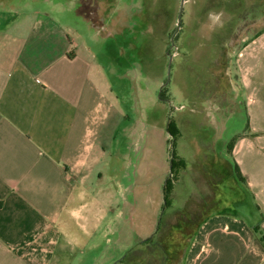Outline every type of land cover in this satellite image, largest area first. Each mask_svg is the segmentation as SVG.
Segmentation results:
<instances>
[{"label":"crops","instance_id":"crops-1","mask_svg":"<svg viewBox=\"0 0 264 264\" xmlns=\"http://www.w3.org/2000/svg\"><path fill=\"white\" fill-rule=\"evenodd\" d=\"M115 3L101 0L109 14L101 27L89 24L97 34L117 21ZM5 6L0 0V264H85L87 251L101 252L102 244L83 245V238L118 229L117 132L107 126L113 88L97 55L81 51L69 28L40 11L8 19ZM236 66L237 108L247 126L226 136L224 110L212 145L216 157L236 162L258 220L232 210L246 199L232 204L224 175L207 174L209 206L194 213L191 231H180L191 238L175 264H264L256 230L264 233V33L241 48ZM229 166L221 170L230 174Z\"/></svg>","mask_w":264,"mask_h":264},{"label":"rangeland","instance_id":"rangeland-1","mask_svg":"<svg viewBox=\"0 0 264 264\" xmlns=\"http://www.w3.org/2000/svg\"><path fill=\"white\" fill-rule=\"evenodd\" d=\"M181 4L182 0H116L112 14L117 21L97 34L77 15L75 0L4 2L8 19H31L40 11L69 28L81 51L88 48L97 55L113 88L116 105L107 126L117 132L113 158L120 189L118 229L115 234L83 238V245L102 244L101 252L87 251L85 264H175L191 238L180 231H191L194 213L209 206L212 177L219 181L224 175L230 182L231 192L224 189L232 204L239 197L246 199L243 205L234 202L237 208L232 210L245 214L247 222L258 220L235 171L236 162L232 158L229 166L214 155L212 137L223 130L220 122L216 131L215 119L224 110H229L226 136L233 139L234 132L247 126L245 110L240 113L237 108L241 91L236 58L240 46L264 26V0H185L177 31ZM83 13L84 5L78 9ZM100 15L104 18L107 12L102 9ZM161 90L167 95L163 101ZM171 120L178 158L173 174V138L167 130ZM223 166H229L230 174L221 170ZM165 178L173 180L168 207L161 206ZM101 255L100 262L94 259Z\"/></svg>","mask_w":264,"mask_h":264},{"label":"trees","instance_id":"trees-1","mask_svg":"<svg viewBox=\"0 0 264 264\" xmlns=\"http://www.w3.org/2000/svg\"><path fill=\"white\" fill-rule=\"evenodd\" d=\"M109 14V12H107V15ZM258 16H261L260 14L258 15ZM264 33V26H263V28L260 30V31H258L254 36H252V37H250L249 38V40L248 41H245V43L244 44H242V46H240V49H239V51L241 50V48H243L245 45H246V43L247 42H249V41H252L253 39H255L256 37H258V36H260L261 34H263ZM179 36V35H178ZM178 36L175 38V39H178ZM244 38L245 37H240V40H239V42L241 41H243L244 40ZM174 43H175V40H174V42H173V44L172 45H174ZM243 43V42H242ZM165 92L166 91H164V90H161V93H160V99L163 101L164 99L163 98H165V97H167V95H165ZM173 121L171 120V122H169V124H168V133L171 135V137L173 138L172 140H171V145H172V150H171V158H172V160H171V173L173 174V172L175 173L176 172V168H177V162H178V158H177V156H176V152H175V138H176V133H175V131L173 130V128L171 127L172 126V123ZM235 171H236V173H237V175H238V177H239V179L242 181V182H244L245 181V179H244V177L242 176V173H241V171H240V169H239V167L237 166V164L235 163ZM172 182H173V180H171V178H168L167 179V181L165 182V185H164V199H165V207H168L169 206V195H170V192H171V190H172ZM259 227V226H258ZM258 227H256V230H257V233H259L260 234V241L262 242V244L264 245V233H262V232H260V227L258 228Z\"/></svg>","mask_w":264,"mask_h":264},{"label":"flooded vegetation","instance_id":"flooded-vegetation-1","mask_svg":"<svg viewBox=\"0 0 264 264\" xmlns=\"http://www.w3.org/2000/svg\"><path fill=\"white\" fill-rule=\"evenodd\" d=\"M5 1L6 0H3V2ZM75 2L78 4V8L76 9L77 14H78V9L82 8L84 5L85 13L80 14L83 17V19L88 20L90 24H93L94 26L101 27V20H102V15H100L102 11L100 6L101 0H85V3L80 2L79 0H75ZM97 12L100 13L98 14L99 17L98 19H96Z\"/></svg>","mask_w":264,"mask_h":264},{"label":"water","instance_id":"water-1","mask_svg":"<svg viewBox=\"0 0 264 264\" xmlns=\"http://www.w3.org/2000/svg\"><path fill=\"white\" fill-rule=\"evenodd\" d=\"M184 2H185V0H182L181 9H180V13H179V24H178L177 31L180 29V24L182 22ZM177 31H176V33H177ZM171 69H172V58L170 59V63H169V66H168V76H169V78L171 76Z\"/></svg>","mask_w":264,"mask_h":264}]
</instances>
